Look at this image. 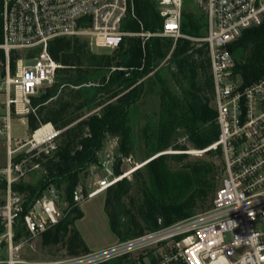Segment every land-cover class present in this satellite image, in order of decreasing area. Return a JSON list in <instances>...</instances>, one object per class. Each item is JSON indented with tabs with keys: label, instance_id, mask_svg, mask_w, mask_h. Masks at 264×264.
<instances>
[{
	"label": "trees",
	"instance_id": "obj_1",
	"mask_svg": "<svg viewBox=\"0 0 264 264\" xmlns=\"http://www.w3.org/2000/svg\"><path fill=\"white\" fill-rule=\"evenodd\" d=\"M201 1L206 0L183 1L181 32L189 38H179L176 43L172 38L128 36L114 51H95L87 40L78 37H59L49 42L50 56L64 68L57 71L53 85L41 88L32 98L35 112L27 116V123L31 134L49 123L63 131L57 149L50 154L22 153L14 159V163L27 159L29 167L38 165L42 170L35 183L22 177L12 184L24 208L14 222L16 244L31 239L24 217L33 203L53 188L70 211L58 225L40 235L42 248L51 256L62 251L64 257L91 253L76 227L84 214L80 206H74V192L80 184L87 188L85 182L111 138L116 139L123 157L136 150L138 153L142 141L152 143L147 152L139 151L143 159L173 151L151 160L144 170L135 171L132 181L123 178L106 191L105 212L119 241L184 222L199 210L212 208L224 178L222 150H208L195 160L187 153L207 150L220 134L209 46L192 40L205 37L207 32V15ZM133 4L135 16L124 20L123 31L162 30L157 0H133ZM3 8L0 0V44L4 41ZM228 49L235 62L233 74L243 86L264 77V22L244 31ZM19 55H12V66ZM146 94L159 98L153 141L141 130L139 104ZM172 165L180 166L185 176ZM115 173L121 171L115 167ZM134 187L136 205L130 197ZM6 188L2 175V193ZM126 198L131 200V207ZM121 263L118 259L107 264Z\"/></svg>",
	"mask_w": 264,
	"mask_h": 264
},
{
	"label": "built area",
	"instance_id": "obj_2",
	"mask_svg": "<svg viewBox=\"0 0 264 264\" xmlns=\"http://www.w3.org/2000/svg\"><path fill=\"white\" fill-rule=\"evenodd\" d=\"M157 1L162 30L127 33L122 24L135 16L133 0H3L0 79L5 100L1 103L0 134L6 135L8 165L3 172L7 188L0 203V264H107L118 259L121 264H264V77L243 86L233 74L235 62L228 49L244 31L264 22V0H206V35L192 39L209 46L220 128L217 142L197 152L221 148L225 167L212 208L79 257L42 261L18 257L24 241L15 243L14 222L24 208L12 184L39 166L29 167L27 159L14 163V159L22 153L50 154L57 149L63 131L49 123L12 146V118L23 120L35 112L32 98L41 88L53 85L57 71L64 68L50 56L49 42L78 37L87 40L92 50L114 51L128 36L172 38L175 43L189 38L181 32L184 0ZM14 53L20 55L12 66ZM38 131L41 134L37 136ZM123 160L132 163L130 156ZM117 161L111 154L102 159L104 177L95 188L78 185L74 206L106 192L129 175L115 173ZM61 204V195L53 188L33 203L24 217L31 238L60 223L70 211L66 203L65 207Z\"/></svg>",
	"mask_w": 264,
	"mask_h": 264
},
{
	"label": "rangeland",
	"instance_id": "obj_3",
	"mask_svg": "<svg viewBox=\"0 0 264 264\" xmlns=\"http://www.w3.org/2000/svg\"><path fill=\"white\" fill-rule=\"evenodd\" d=\"M200 6L206 11V1L200 2ZM84 39V38H81ZM101 51V50H95ZM0 114L4 113V107L1 105L2 101L5 100L4 95V85L2 80L0 79ZM140 112L142 115V125L141 130L142 133L146 134L150 140H154V134L157 129L158 120H159V98L154 94H146L139 104ZM12 127V146H16L17 141H25L31 137V132L28 127L27 118L21 119L19 116H14L11 122ZM146 140V137L144 138ZM152 143L149 145L145 143V141L140 142L138 153L132 154L130 157L132 158V163H126L122 156V154L118 150L116 139H109L106 147L104 148V152L101 153L99 158V163L93 166L92 173L90 177L85 182L86 187H96V183L98 180H101L104 177L103 172L100 169L101 158L105 157L107 154H111L118 159L116 167L121 171V173L130 172L129 175H126L124 178L128 180H133V174L137 170H144L145 165L149 163L151 160L166 154H171L173 151L163 152V153H153L147 155L144 159L141 158V149L147 152L149 147H151ZM191 160H195L197 158H202L205 156V153H199L196 150H190ZM102 158V159H103ZM8 165V156H7V142L6 135L0 134V181L3 172ZM172 167L176 168V171L180 172L185 176V172L182 171L180 166L172 165ZM42 175V170L38 167L35 170L28 172L25 175V179L29 182H37L38 179ZM104 197L105 194H102L88 202L86 208V218L78 223V227L84 240L91 252L102 250L106 247L112 246L118 242L116 235H114L108 217L104 211ZM130 197H132L134 201V205L137 204V188L134 187L132 192L130 193ZM4 200V193L0 190V203ZM130 199L126 198L125 202L127 206H130ZM209 205V203H208ZM207 205V206H208ZM62 207H65V203L61 204ZM205 212V210H199L198 214ZM64 251L60 252L57 256H51L48 254L46 250L42 248V239L40 236L36 238H31L30 240L24 241L21 243V247L18 252V257L21 260L26 261H42L49 260L55 258L64 257Z\"/></svg>",
	"mask_w": 264,
	"mask_h": 264
},
{
	"label": "crops",
	"instance_id": "obj_4",
	"mask_svg": "<svg viewBox=\"0 0 264 264\" xmlns=\"http://www.w3.org/2000/svg\"><path fill=\"white\" fill-rule=\"evenodd\" d=\"M105 150V149H104ZM104 150L103 151H101L100 153H99V158H100V155H101V153H103L104 152ZM103 158V157H102ZM102 158H101V160H102ZM93 169V168H92ZM88 188H92V187H88ZM102 194H105V192L104 193H102ZM102 194H100V195H102ZM100 195H98V196H100ZM98 196H96V197H98ZM96 197H94V198H96ZM94 198H92V199H94ZM92 199H88L87 201H85L84 203H82L81 205H80V209H81V211L83 212V214H84V216H83V218L82 219H80V220H78V221H76V227H77V229L79 230V232H80V229H79V227H78V223L80 222V221H82L83 219H85L86 218V208H87V205H88V202L90 201V200H92ZM104 211H105V197H104ZM106 213V212H105ZM107 215V214H106ZM108 217V216H107ZM108 221H109V218H108ZM110 224V223H109ZM80 234L82 235V233L80 232ZM115 235V234H114ZM83 237V236H82ZM118 238V237H117ZM83 239H84V237H83ZM85 241V240H84ZM118 241H119V239H118ZM86 243V242H85Z\"/></svg>",
	"mask_w": 264,
	"mask_h": 264
},
{
	"label": "bare ground",
	"instance_id": "obj_5",
	"mask_svg": "<svg viewBox=\"0 0 264 264\" xmlns=\"http://www.w3.org/2000/svg\"><path fill=\"white\" fill-rule=\"evenodd\" d=\"M40 134H41V131H38V132H37V136L40 135ZM100 194H102V193H100ZM100 194H99V195H100Z\"/></svg>",
	"mask_w": 264,
	"mask_h": 264
}]
</instances>
